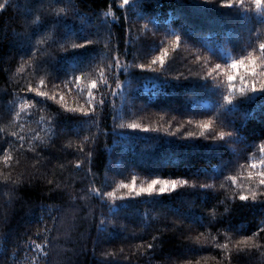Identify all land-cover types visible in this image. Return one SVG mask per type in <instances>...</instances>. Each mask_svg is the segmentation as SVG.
<instances>
[{
	"label": "trees",
	"instance_id": "obj_1",
	"mask_svg": "<svg viewBox=\"0 0 264 264\" xmlns=\"http://www.w3.org/2000/svg\"><path fill=\"white\" fill-rule=\"evenodd\" d=\"M0 3V264H264V198L239 200L258 186L247 173L264 158V90L226 102L224 77L206 75L260 54L264 8L252 0ZM162 47L164 65L153 63ZM100 70L108 82L94 90L93 111H64L59 94L83 105ZM209 119L210 132L185 135ZM133 176L190 183L121 197L117 183Z\"/></svg>",
	"mask_w": 264,
	"mask_h": 264
},
{
	"label": "snow or ice",
	"instance_id": "obj_2",
	"mask_svg": "<svg viewBox=\"0 0 264 264\" xmlns=\"http://www.w3.org/2000/svg\"><path fill=\"white\" fill-rule=\"evenodd\" d=\"M129 0H120L121 5H127ZM219 4L223 7H232L233 5H243V0H219ZM252 5L256 7V9L264 8V0H252ZM5 4L0 3V9L4 8ZM39 19V18H37ZM180 41V36H175L172 45L176 47L178 42ZM91 40H84L82 44H91ZM81 44L73 45L72 47H80ZM259 55L256 54L255 51H249L246 55L240 56L238 59L230 60L226 65L221 63H216L211 65L207 69V76H212L213 73L218 75H222L227 85V92L224 94V101L231 102L234 98V93H239L243 95L249 91L255 92L257 90H264V42L259 43ZM35 51V49H33ZM167 56V49L160 48L159 54L154 56L153 63L159 62L161 65H164L165 58ZM199 59V57H197ZM117 67H119V63L117 62ZM139 68H146L151 67V65L139 64ZM243 68L244 72L240 73L239 70ZM100 80L92 79L89 80L87 83V91L86 96L87 100L85 103L78 107H70L66 100L65 95L63 92L59 94V99L61 106L64 111L66 112H80L85 115H88L93 111V99H94V90L98 87V85L103 86L108 81L105 78L106 73L104 70H100ZM77 85L82 80L81 75L74 76ZM237 79L239 83H237ZM39 85H44L45 81L43 79L39 80ZM120 82L117 81V84ZM28 91L35 93L39 97H48V93L45 91H41L39 88H34L31 85L28 86ZM53 99L56 97L53 96ZM103 103V101H102ZM24 107H28L27 104ZM50 120L54 122V117H50ZM200 131L196 133L186 132L185 135L187 136H202L206 133L210 132L212 129V121L205 120V121H198ZM129 128H139L140 125L132 123L128 125ZM147 128V125L144 126ZM224 131H219L215 133V137L224 138L226 135ZM15 135V134H14ZM7 152V149H5ZM260 152L264 154V143L260 145ZM4 159L7 161L10 159L8 155L4 156ZM77 166L80 165V161H76ZM259 165V170L257 166ZM248 177L254 179L256 184L258 185L256 188H249L248 192L240 191L239 192V200L240 201H247L249 197L253 201L257 199L264 198V158L258 161H250V170L247 173ZM231 180L232 186L235 187L237 185V177L232 175L229 177ZM189 181L187 179L182 178H163L160 176H155L151 179H148L145 182L137 183L136 176H133L131 181H124L121 180L117 183L116 188L126 189V191L121 192V197H133V196H141V195H152V194H164L170 193L176 190L178 187L189 185ZM194 186V184L192 185ZM201 187H208V185H201ZM243 187H248L247 185H243ZM116 191L113 189L112 191L104 192L103 196L106 197H115ZM37 251H40L44 245L43 244H36L33 242ZM149 248L153 247V244L147 245Z\"/></svg>",
	"mask_w": 264,
	"mask_h": 264
},
{
	"label": "rangeland",
	"instance_id": "obj_3",
	"mask_svg": "<svg viewBox=\"0 0 264 264\" xmlns=\"http://www.w3.org/2000/svg\"><path fill=\"white\" fill-rule=\"evenodd\" d=\"M0 193H1V191H0Z\"/></svg>",
	"mask_w": 264,
	"mask_h": 264
}]
</instances>
